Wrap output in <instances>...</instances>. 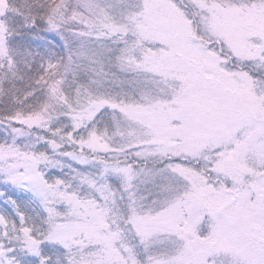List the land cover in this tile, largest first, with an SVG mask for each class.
I'll return each instance as SVG.
<instances>
[{
	"label": "snow or ice",
	"instance_id": "6c2138e0",
	"mask_svg": "<svg viewBox=\"0 0 264 264\" xmlns=\"http://www.w3.org/2000/svg\"><path fill=\"white\" fill-rule=\"evenodd\" d=\"M0 264H264V0H0Z\"/></svg>",
	"mask_w": 264,
	"mask_h": 264
}]
</instances>
